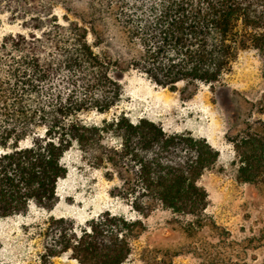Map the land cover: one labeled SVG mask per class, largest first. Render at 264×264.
<instances>
[{
	"label": "trees",
	"instance_id": "1",
	"mask_svg": "<svg viewBox=\"0 0 264 264\" xmlns=\"http://www.w3.org/2000/svg\"><path fill=\"white\" fill-rule=\"evenodd\" d=\"M66 1L0 0V12L22 30L0 37V218L53 206L68 172L65 156L76 148L117 180L110 195L133 212H170L165 230L177 232V246L145 248L143 264H171L181 253L197 264H264V220L236 237L207 212L198 182L219 153L204 137L132 121L123 111L99 122L81 117L121 102L112 67L133 68L170 91L182 83L188 98L221 81L239 50L253 49L264 60V0H88L92 12L80 11L88 17L81 19L97 40L104 34L96 24L104 15L112 20L123 44L116 58L95 51L75 20H58L54 8ZM242 124L225 135L237 154L236 179L264 194V123L247 116ZM31 228L37 264H53L63 253L79 264H132V241L145 224L104 210L83 223L48 216Z\"/></svg>",
	"mask_w": 264,
	"mask_h": 264
},
{
	"label": "rangeland",
	"instance_id": "2",
	"mask_svg": "<svg viewBox=\"0 0 264 264\" xmlns=\"http://www.w3.org/2000/svg\"><path fill=\"white\" fill-rule=\"evenodd\" d=\"M80 11H91L88 0H67L64 7L56 5L54 8L61 23L64 22L63 16L67 15L86 28V39L95 51L107 49L112 58L123 52L120 34L108 16L104 15V23L96 24V31L104 34L102 40H97L84 21L88 17L81 15ZM7 17L0 12V37L22 31L18 22L9 21ZM263 70L264 60L255 50H239L221 81L213 86L201 85L187 98L182 93V83L170 91L155 85L133 68L112 67L110 74L123 87L121 102L107 113L91 111L81 117L88 122H99L123 111L132 121L149 119L167 132H190L196 137H204L219 153L216 163L201 175L198 182L207 192V212L218 224L240 237L249 233L251 226L262 224L264 194L255 185L236 179L238 158L225 135L228 131L234 136L241 130L244 127L242 121L247 116L264 123ZM64 161L68 172L57 183L58 197L53 206H32L26 214L0 218V264H37V245L29 231L46 217L63 216L83 223L104 210L138 217L145 224V231L132 241V264H143L145 248L177 246V232L165 230V227H171L168 225L171 218L168 210L157 207L147 215L133 212L124 200L110 195L117 180L107 179L105 169L92 165L76 148L66 154ZM262 254L264 250L259 251V255ZM53 264L79 263L68 253H63L53 258ZM171 264H197V260L191 254L181 253L172 258Z\"/></svg>",
	"mask_w": 264,
	"mask_h": 264
}]
</instances>
